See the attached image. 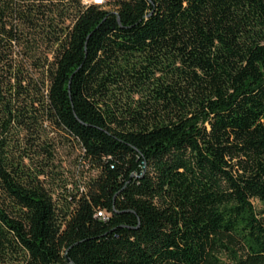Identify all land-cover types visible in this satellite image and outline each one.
I'll list each match as a JSON object with an SVG mask.
<instances>
[{
	"label": "trees",
	"instance_id": "trees-1",
	"mask_svg": "<svg viewBox=\"0 0 264 264\" xmlns=\"http://www.w3.org/2000/svg\"><path fill=\"white\" fill-rule=\"evenodd\" d=\"M102 1L0 0V264H264V0Z\"/></svg>",
	"mask_w": 264,
	"mask_h": 264
},
{
	"label": "rangeland",
	"instance_id": "rangeland-1",
	"mask_svg": "<svg viewBox=\"0 0 264 264\" xmlns=\"http://www.w3.org/2000/svg\"><path fill=\"white\" fill-rule=\"evenodd\" d=\"M56 147V161L54 164L56 168L54 171L55 173L63 175V178H67V181H69L68 187L72 189L74 187V181L79 179L81 171L84 170L79 164L82 149L72 142H57ZM91 174L94 175L95 172H91ZM254 205L258 210L263 209V205L259 201H254ZM223 258L226 260L229 259L225 255H223Z\"/></svg>",
	"mask_w": 264,
	"mask_h": 264
},
{
	"label": "built area",
	"instance_id": "built-area-1",
	"mask_svg": "<svg viewBox=\"0 0 264 264\" xmlns=\"http://www.w3.org/2000/svg\"><path fill=\"white\" fill-rule=\"evenodd\" d=\"M85 5L95 4L98 5V0H84ZM100 217L102 219H108L110 217V214L107 212H101Z\"/></svg>",
	"mask_w": 264,
	"mask_h": 264
},
{
	"label": "bare ground",
	"instance_id": "bare-ground-1",
	"mask_svg": "<svg viewBox=\"0 0 264 264\" xmlns=\"http://www.w3.org/2000/svg\"><path fill=\"white\" fill-rule=\"evenodd\" d=\"M103 3V1L102 0H98V5H101ZM101 214V213H100ZM100 214H99V216H100Z\"/></svg>",
	"mask_w": 264,
	"mask_h": 264
}]
</instances>
